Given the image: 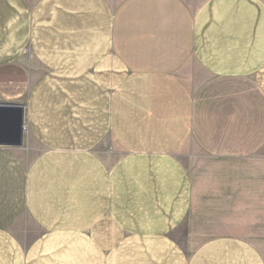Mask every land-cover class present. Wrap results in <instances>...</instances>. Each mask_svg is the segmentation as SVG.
<instances>
[{
	"label": "crops",
	"instance_id": "crops-1",
	"mask_svg": "<svg viewBox=\"0 0 264 264\" xmlns=\"http://www.w3.org/2000/svg\"><path fill=\"white\" fill-rule=\"evenodd\" d=\"M0 105V264H264V0H0Z\"/></svg>",
	"mask_w": 264,
	"mask_h": 264
},
{
	"label": "water",
	"instance_id": "water-1",
	"mask_svg": "<svg viewBox=\"0 0 264 264\" xmlns=\"http://www.w3.org/2000/svg\"><path fill=\"white\" fill-rule=\"evenodd\" d=\"M25 113L22 106L0 105V146H24Z\"/></svg>",
	"mask_w": 264,
	"mask_h": 264
},
{
	"label": "rangeland",
	"instance_id": "rangeland-1",
	"mask_svg": "<svg viewBox=\"0 0 264 264\" xmlns=\"http://www.w3.org/2000/svg\"><path fill=\"white\" fill-rule=\"evenodd\" d=\"M115 1L116 0H113V2H115ZM24 113H25V109H24ZM109 144H110V141H107L106 143H103L98 148V151L102 152L107 157L111 156L110 154H111V151H112ZM26 147L29 149V151L28 150H24L23 152H21L22 153V157H24L26 160L34 159L37 156V154H39V152L41 153V150H42L40 145L38 144V142H36L35 140H30V141L26 140Z\"/></svg>",
	"mask_w": 264,
	"mask_h": 264
}]
</instances>
